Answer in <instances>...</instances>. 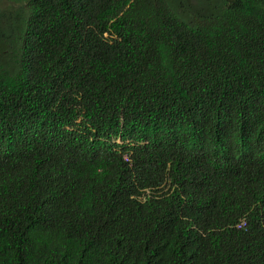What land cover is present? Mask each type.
Segmentation results:
<instances>
[{
  "label": "trees",
  "instance_id": "1",
  "mask_svg": "<svg viewBox=\"0 0 264 264\" xmlns=\"http://www.w3.org/2000/svg\"><path fill=\"white\" fill-rule=\"evenodd\" d=\"M0 264H264V0H0Z\"/></svg>",
  "mask_w": 264,
  "mask_h": 264
}]
</instances>
